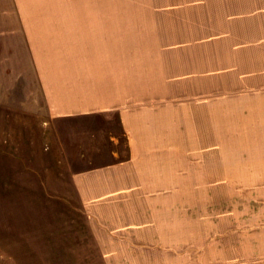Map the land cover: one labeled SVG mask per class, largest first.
<instances>
[{
    "label": "rangeland",
    "instance_id": "obj_1",
    "mask_svg": "<svg viewBox=\"0 0 264 264\" xmlns=\"http://www.w3.org/2000/svg\"><path fill=\"white\" fill-rule=\"evenodd\" d=\"M259 11L0 10V264H64V256L50 254L51 246H59L58 237H50V222L58 227L60 211L36 206L40 202L31 199L34 192L21 187L39 177L31 172L37 168L34 164L43 163L33 158L41 137H45L42 151L47 137H54L78 169L100 162L109 151L125 150L120 115L105 112L54 120L48 110L50 104L59 109L64 103L59 95L64 84L61 71L69 67L84 72L85 85L88 76L98 73L111 83L113 66L102 61L116 47L107 38L110 31L104 32L106 39L100 43L88 37L100 23L120 27L114 33L120 38L119 49L130 54L127 68L155 72L162 67L159 75L149 76L158 81L144 93L151 99L145 101L159 102L162 97L163 105L168 102L169 108L184 110L183 129L175 127L176 132L200 133V142L188 138L179 150L193 154L197 149L205 155L200 165H216L218 172L225 173L216 175V189L207 192L222 206L218 210L223 208L233 221L244 223L249 218L250 232L264 228V185H259L264 176L237 173L252 171L249 165L255 162L250 157L256 151L247 148L256 143L244 140L255 141L257 136L258 99L252 89L256 79L249 69L247 75L243 73L240 38L242 28L252 25L243 24L242 18L255 23L264 16V10ZM52 65L59 70L55 78H40V69ZM90 71L94 72L87 76ZM75 77L80 76L68 81ZM85 88L100 97L96 87ZM127 89L124 83L117 88L122 93ZM84 90L79 97L99 100L84 97ZM121 92H109L104 96L106 104L131 103L129 95Z\"/></svg>",
    "mask_w": 264,
    "mask_h": 264
},
{
    "label": "crops",
    "instance_id": "obj_2",
    "mask_svg": "<svg viewBox=\"0 0 264 264\" xmlns=\"http://www.w3.org/2000/svg\"><path fill=\"white\" fill-rule=\"evenodd\" d=\"M0 10L237 12L262 11L264 0H0ZM230 20L233 22L235 18ZM242 23L252 24L249 30L242 28L240 47L243 73L249 69L248 74L256 79L252 89L258 99L257 136L255 141L244 140L256 143L255 147L247 148L250 152L256 151L255 157H250L255 159L249 165L253 170L237 173L264 176V16L255 23L243 17ZM119 30L117 25L100 23L88 36L100 43L106 39L103 34L110 31L107 38L116 47L112 54L102 56V61L113 66L111 83L103 81L98 72L90 78L88 75L94 72L90 71L85 85L84 72L77 66L69 67L61 71L64 84L59 95L64 103L59 109L49 103L48 110L53 112L51 119L54 120L58 116L71 119L105 112L120 115L126 136L125 150L109 151L100 162L87 163L90 167L78 169L68 161L67 151L54 137H47L42 151L40 145L44 144L45 137L44 140L41 137L33 158L39 157L43 163L42 166L34 164L37 168L31 172L40 179L34 177L31 185L21 186L25 191L34 192L31 199L40 202L36 206L60 211L58 227H53L50 220V237L57 236L59 240V246L50 247V254L64 256V264H264V228L259 226L250 232L249 218L244 223L233 221L223 208L218 210L222 206L207 192L216 189V175L225 173L218 172L216 165H200L199 160L205 155L199 150L193 154L179 150L186 139L196 141L202 137L200 133L189 136L175 131V127L184 126V110L169 108L168 102L163 105L162 97L159 102L145 101L151 99L144 97V93L147 95L149 86L158 81L153 75H159L163 69L154 72L149 68L142 72L127 68L130 61L126 57L130 59V54L119 49L120 38L114 33ZM44 41L50 42L47 35ZM57 73L55 65L42 67L40 78H55ZM66 75L80 77L69 82ZM121 83L128 87L124 93L117 90L121 89ZM84 85L89 89L96 87L100 97L94 96L99 100L79 97L82 88L87 91ZM109 92L127 94L132 101L107 105L104 96ZM91 95L86 92L84 97ZM259 185H264V181Z\"/></svg>",
    "mask_w": 264,
    "mask_h": 264
}]
</instances>
